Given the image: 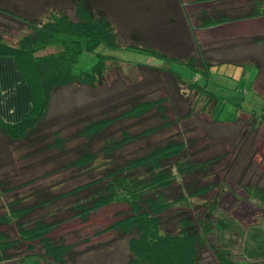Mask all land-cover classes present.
<instances>
[{
	"label": "trees",
	"instance_id": "1",
	"mask_svg": "<svg viewBox=\"0 0 264 264\" xmlns=\"http://www.w3.org/2000/svg\"><path fill=\"white\" fill-rule=\"evenodd\" d=\"M9 1L0 0V5L5 6L0 7V17L12 22L13 25H22L24 31L20 35L17 29L16 35L10 36L8 32L11 27L0 29V57L12 60L17 74L27 87L29 110L15 124L6 123L0 118V134L7 142H21L31 137L36 126L46 117L48 106L51 104L54 93L58 90L71 84L94 88L102 78L105 63L110 60L119 63L117 59L103 54L104 50L132 47L139 51H147L158 60L169 58L185 65L191 72L199 73L203 81L212 70L221 66L242 69L245 63L241 51V37L231 39L235 48L240 50L239 53H235L237 50L232 52V60H213L208 63L200 56L197 60L192 56L179 58L171 55L169 57L167 56L169 54L141 45L135 39H131L129 43L118 42L111 25L102 14H98V11L96 13L98 16L92 14L85 4L86 0H75L74 16L76 19L74 20L68 19L67 16L52 8L43 15L32 11L27 12V4L34 3V0H17L18 4L16 3L15 7L11 6ZM21 1L23 5L19 3ZM173 1L176 4L180 3L179 0ZM200 1L214 2L220 6L217 2L221 0ZM237 1L239 2L230 5L235 8L231 12L226 8L227 4L224 5L225 9L212 7L209 14L205 11L200 12L202 18L200 26L202 28L216 27L262 16L263 10H261L260 4L264 3V0ZM11 8L15 11L19 8L22 13L15 12ZM188 16L186 12L182 13L183 18ZM1 25L3 24L0 23V27ZM19 28L21 27L19 26ZM189 30L192 33L191 27L187 28V31ZM256 41L251 38L248 41L250 45L247 46L255 44ZM49 49L54 51L49 53L47 51ZM81 54L95 56L94 63L86 70L75 69ZM252 62L256 69L262 67L263 60L254 57ZM134 66L150 70L156 68L147 66V64ZM159 70L163 74L166 73L173 81L186 84L188 91L203 98V105L198 111L189 105L187 113L182 118H175L173 124L177 125L181 120L188 121L189 118L194 117L193 115L201 114L208 101L212 102L208 109L211 117L215 109H219L220 105L216 100L219 97L210 92L204 84L200 85L192 80L193 74L191 81L186 83L178 74L165 66ZM255 92L257 97L263 96L259 98L262 103L257 105L258 101H255L251 105L253 106L252 110L247 113L245 118L246 136H249L250 132L256 131L257 125L260 124L264 127V88ZM254 99L259 100L258 98ZM163 101L164 98L150 101L137 100L115 117L95 118L86 121L87 123L82 124L75 133H71L75 138L73 142L76 140L78 142L75 145L69 143L72 146L69 147L70 156L63 149L70 139L64 138L67 140L65 142L63 139H59L58 133L55 132L56 136L51 146L48 147V150L52 152L50 153L51 157L49 155L52 169L42 174H35L26 181H20L22 172L25 170L21 169L22 157H19V163L15 161L17 171L5 174L0 178V198L6 200V210L0 215V264H16L31 254L39 257L43 264H73L72 248L75 244L87 241L88 236L107 231L118 232L130 237L126 247L131 257L127 264H200V256L205 249L212 251L216 264H231L232 260L228 256V250L223 247H212L205 237L211 232L210 217L222 195L219 191L224 187L222 175L219 176L217 172H212V169L220 157L228 158L231 153L197 160V152L189 151L193 141L185 140L181 136L177 139L171 134L166 140L164 139V142L147 145L146 152L123 164L112 159L114 151H120L122 146L137 139L148 138L172 124L164 115ZM254 105L260 108L259 115L255 112L254 107L256 106ZM237 107L239 109V106ZM152 109L160 120L159 124L153 127L147 126L132 136L125 130L118 129L116 138H112L110 135L107 138L108 141L102 142L101 153L104 155V159L113 162L111 163L113 165L110 167L106 163L102 167L101 175L97 176L96 169L99 167H90L89 165L95 157L89 153L92 139H95L94 141L99 144L101 140L99 138L103 134L109 133L107 132L108 127L114 121L130 117L141 118ZM238 116L232 121H224L219 124L235 125ZM213 121V123H217V121ZM246 136L243 135V138ZM35 140L37 139L33 141ZM240 147L243 146L235 147L232 150L238 152ZM201 150L203 148L199 152ZM29 170H34V167ZM69 170L72 172H70L71 181H66L69 184L68 188L59 189L56 186L44 184L34 185L36 181L38 182L44 177L45 180L50 176L52 178L59 177V174ZM31 172L29 171V173ZM210 178L211 182L206 180ZM234 183L239 184L238 181H234ZM239 186L242 185L239 184ZM29 187L33 188L31 197H37V199L26 205L23 199H20L26 195L19 196L17 191ZM207 193H211L212 197L210 196L209 200L202 199L199 205L202 210L197 212V205L194 208L191 200L204 197ZM4 196H9V200ZM60 201H66L65 205L57 204L55 207V204ZM118 202L128 206L129 214L119 217L102 230L84 237H81L79 233L68 234L67 237L59 236L56 238V242L48 236L54 228L67 224L69 221L76 220L70 224L82 226L90 213ZM177 207L179 208L176 209ZM61 208L63 211L67 210L73 214L60 218L58 215ZM174 210L176 211L174 212ZM40 211L42 213L39 215ZM217 224L222 228L227 226L226 221H219ZM9 226L14 229L15 238L4 233V230H7ZM3 227L6 229L3 230ZM36 250L40 253H37ZM253 253L257 258L262 257L256 251ZM259 264H264L263 258Z\"/></svg>",
	"mask_w": 264,
	"mask_h": 264
},
{
	"label": "rangeland",
	"instance_id": "2",
	"mask_svg": "<svg viewBox=\"0 0 264 264\" xmlns=\"http://www.w3.org/2000/svg\"><path fill=\"white\" fill-rule=\"evenodd\" d=\"M22 1L19 3L23 5ZM179 1L180 3L176 4L173 0H86L85 4L92 14L104 16L120 43H129L131 39H135L141 45L169 54L167 55L169 57L171 55L179 58L192 56L197 60L200 56L208 63L213 60H232L231 54L237 49L231 39L240 32L241 24H222L209 28L200 26L202 19L200 12L208 13L212 7L225 9V4L217 6L214 2L204 3L200 0ZM8 3L15 7L14 5L18 4V1L10 0ZM75 3V0H34V3L27 4L26 10L43 15L52 8L54 11L67 16L68 19L74 20L76 19L74 16ZM0 7L5 6L0 5ZM11 10L15 11L12 8ZM16 11L22 13L19 8ZM185 12L189 15L187 18L182 17V13ZM0 23L3 24L0 27L1 30L11 27L8 32L10 36H15L17 29L20 35L24 31L22 25H13L12 22L2 17H0ZM188 27L193 29L192 33L190 30L187 31ZM250 28L253 29L254 27ZM47 51L50 53L54 50L49 49ZM239 52L240 50H237L235 53ZM103 54L117 59L119 63L107 61L104 65L102 78L94 88L71 84L55 92L51 104L48 106L46 117L36 126L29 139L12 143L5 141L0 134V178L5 174L17 171L15 161L19 163V157H22L21 169L25 170L22 172L20 181H26L35 174H42L51 170L49 155L51 157L50 153L52 152L48 150V147L51 146L56 136L55 132L58 133L59 139L64 140L66 137L67 140L70 139V142L64 140L68 144L63 148L70 156L69 147L72 146L69 143L75 145L78 142V140L73 142L75 138L71 133H75L82 124L87 123L86 121L95 118L115 117L137 100L150 101L164 98L162 102L165 110L164 115L172 124L148 138L137 139L122 146L120 151H114L112 159L123 164L125 161L146 152L147 145L164 142L171 134L177 139L180 136L185 140L191 139L193 143L189 151L197 152V160L231 153L228 158L220 157L212 169V172H217L219 176L222 175L224 187L219 191L222 195L210 217L211 232L205 237L212 247H223L228 250V256L232 260L231 264L261 263L262 258L264 259V200H262L264 197V127L259 124L256 126V131L250 132L249 136L245 134V118L248 111L252 110L253 106L251 105L257 101L251 92L253 75L252 73L249 74L250 68L246 66L242 70L237 67L235 69L230 66H221L212 70L203 81L199 73L191 72L185 65L169 58L158 60L147 51H139L129 47L128 49L104 50ZM7 61L10 59H0V111L6 108L11 101V98L7 100V95L10 94L9 89L13 91L18 89L12 84V67L8 66ZM94 61V55L81 54L75 69L86 70ZM140 64H147V66L156 68L150 70L134 66ZM162 66L178 74L186 83L191 81L193 74L192 80L197 84H204L210 92L219 97L216 100L220 107L215 109L212 117L208 113L212 102L208 101L205 110L200 112L201 114L193 115L194 117L189 118L188 121L181 120L177 125L173 124L175 118H182L187 113L189 105L198 111L203 105V98H199L194 92L188 91L186 84L175 82L166 73L163 74L159 70ZM14 73L16 72L14 71ZM16 94L14 106L18 111H22L27 104V93L19 90ZM254 106H256L254 107L255 112L259 115L261 113L260 108L257 105ZM237 116L235 125L219 124L224 121H232ZM212 119L217 123H213ZM159 123L160 120L154 114L153 109L145 113L144 116L142 115L141 118L130 117L114 121L108 127L107 132L109 133L103 134L99 138L101 139L99 144L94 141L95 139H92L89 153L95 156V161L93 160L89 164L90 167H99L96 169L97 176L101 175L102 167L106 163L112 167L113 164L111 163L113 162L104 159V155L101 153V144L103 141H108L107 138L110 135L112 138H116L118 129H123L132 136L147 126L153 127ZM243 135L246 137L243 138ZM34 139L37 140L33 141ZM239 146L243 147H240L238 152L232 150ZM201 148L203 150L199 152ZM32 167L34 170H29ZM29 171L32 172L29 173ZM70 172L72 170L59 174V177L52 178L50 176L46 180L44 177L42 180L36 181L34 185L44 184L56 186L59 189L68 188L69 184L66 181H71ZM206 180L212 181L211 178ZM234 181H238L242 186L236 185ZM31 187L17 191L19 196L26 195V197L20 198L26 205L37 199V197H31L30 194L33 191ZM210 196L212 197L211 193H207L204 197L191 200L194 208L197 205V212L202 210L199 206L202 199L209 200ZM5 198L9 200L10 197L6 196ZM65 202L60 201L55 204V207L57 204L64 206ZM5 204L6 200L0 198V215L6 210ZM41 211L38 212L39 215L43 212ZM60 211L58 215L60 218L69 217L73 214L67 210L63 211L62 208ZM128 214L129 208L126 204L120 202L109 204L90 213L84 225L76 226L70 224L76 220L69 221L67 224L54 228L48 236L55 242L57 237H67L68 234L79 233L81 237H84L104 229L114 220ZM219 221H226L227 226L225 228L220 227L217 224ZM4 233L15 238L14 229L10 226L4 230ZM129 238L127 235L113 231L88 236L87 241L75 244L72 248V253H74L72 263L127 264L131 257L126 247ZM37 247L39 246L37 245ZM36 251L38 253L40 248L39 251ZM253 251L260 253L262 257H255ZM16 264L43 263L39 257L31 254ZM200 264H216L211 250H204L200 256Z\"/></svg>",
	"mask_w": 264,
	"mask_h": 264
},
{
	"label": "crops",
	"instance_id": "3",
	"mask_svg": "<svg viewBox=\"0 0 264 264\" xmlns=\"http://www.w3.org/2000/svg\"><path fill=\"white\" fill-rule=\"evenodd\" d=\"M234 2H239L237 0H221L218 1L217 4L222 5V4H227V10L231 12L234 10V7H230L231 4ZM261 10H263L262 16L259 17H253L252 19H247L243 20L242 22H236L241 24V30L239 33L235 34L234 38L241 37V51H242V56L243 59L245 60V63L242 66V70L247 66L250 68L249 74L252 73V82H251V92L254 94L256 93L255 91H258L261 88H264V3L260 4ZM236 23H228L231 25H234ZM250 27H254L253 29ZM256 39V43L251 46L249 44L250 39ZM252 49V50H251ZM256 57L259 60H263L262 62V67L260 69H256L254 66V63L252 62L253 58ZM248 58V59H246ZM0 59H10V58H5L1 57ZM9 64L8 66L12 67L11 73L13 75V80L12 84L14 87H17L18 89L16 91H13L12 89H9V92L7 95L8 99L11 98L10 103L8 106L0 111V118L4 120L6 123H17L20 121L21 117L26 114L29 110V91L27 87L22 83L19 75L17 74L13 62L10 59V61H7ZM228 67V66H227ZM233 67V66H232ZM16 73H14V71ZM228 71V69H227ZM23 91L24 93H27V100H26V106L22 111H18L16 107L14 106V97L17 95V91ZM25 90V91H24ZM255 98H261L263 96L255 95ZM257 105H261L262 101L259 99L257 100Z\"/></svg>",
	"mask_w": 264,
	"mask_h": 264
}]
</instances>
